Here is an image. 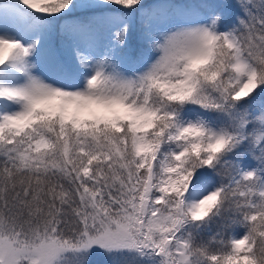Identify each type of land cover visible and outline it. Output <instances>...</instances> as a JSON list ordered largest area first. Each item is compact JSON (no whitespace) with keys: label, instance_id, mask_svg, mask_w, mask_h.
<instances>
[{"label":"snow or ice","instance_id":"obj_1","mask_svg":"<svg viewBox=\"0 0 264 264\" xmlns=\"http://www.w3.org/2000/svg\"><path fill=\"white\" fill-rule=\"evenodd\" d=\"M96 256L264 264V0H0V264Z\"/></svg>","mask_w":264,"mask_h":264},{"label":"trees","instance_id":"obj_2","mask_svg":"<svg viewBox=\"0 0 264 264\" xmlns=\"http://www.w3.org/2000/svg\"><path fill=\"white\" fill-rule=\"evenodd\" d=\"M94 264H106V260L102 256L94 257Z\"/></svg>","mask_w":264,"mask_h":264},{"label":"rangeland","instance_id":"obj_3","mask_svg":"<svg viewBox=\"0 0 264 264\" xmlns=\"http://www.w3.org/2000/svg\"><path fill=\"white\" fill-rule=\"evenodd\" d=\"M221 2H230V3H233L235 4V0H221ZM233 12H236L238 11V9H236L235 7L232 9Z\"/></svg>","mask_w":264,"mask_h":264}]
</instances>
